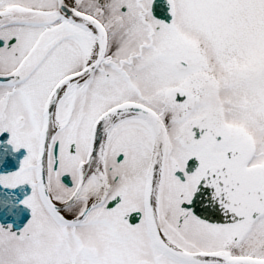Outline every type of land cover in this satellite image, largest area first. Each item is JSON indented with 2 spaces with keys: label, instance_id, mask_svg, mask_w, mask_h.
<instances>
[{
  "label": "snow or ice",
  "instance_id": "1",
  "mask_svg": "<svg viewBox=\"0 0 264 264\" xmlns=\"http://www.w3.org/2000/svg\"><path fill=\"white\" fill-rule=\"evenodd\" d=\"M0 264H264V0H0Z\"/></svg>",
  "mask_w": 264,
  "mask_h": 264
}]
</instances>
